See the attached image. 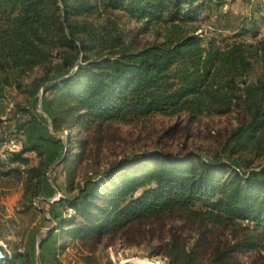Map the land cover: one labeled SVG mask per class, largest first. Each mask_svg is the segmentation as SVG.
Segmentation results:
<instances>
[{
  "label": "trees",
  "instance_id": "16d2710c",
  "mask_svg": "<svg viewBox=\"0 0 264 264\" xmlns=\"http://www.w3.org/2000/svg\"><path fill=\"white\" fill-rule=\"evenodd\" d=\"M227 2L0 0V101L6 89L20 87L22 74L41 67L43 91L51 94L45 97V111L54 133L156 113L184 112L191 118L240 114L224 161L194 152L153 151L122 158L87 177L74 195L52 203V226L40 239V252L54 236L98 239L171 211L183 212L202 226H264V171H248V166L232 160L237 153L264 150V39L257 38L252 13L261 10L253 3L252 12L240 18L224 9ZM111 11L139 23L137 33L152 30L157 39L136 48L117 24L107 29L79 19ZM223 31L228 35L222 36ZM255 67L259 73L248 80ZM54 141L67 152L72 148L71 143ZM77 143L80 148L86 145L85 139ZM26 152L35 153L36 165H28ZM45 160L42 144L27 142L0 159V176L20 180L23 197L32 204L43 193ZM182 242L174 231L159 252L168 264H200L202 241L190 248ZM255 246V239L246 235L214 255L213 261L226 264L233 254ZM19 259L32 264L28 253L18 252L5 264ZM52 259L60 264L55 254Z\"/></svg>",
  "mask_w": 264,
  "mask_h": 264
},
{
  "label": "rangeland",
  "instance_id": "374dc122",
  "mask_svg": "<svg viewBox=\"0 0 264 264\" xmlns=\"http://www.w3.org/2000/svg\"><path fill=\"white\" fill-rule=\"evenodd\" d=\"M253 3L259 5L261 14L252 12ZM226 8L240 18L251 11L257 21V38L264 39V0H228ZM79 19L90 20L107 29L117 24L126 40H134L136 48L157 39L152 30L137 33L140 24L117 11ZM200 25L206 29L205 22ZM198 33H201V29ZM223 35L228 33L223 31ZM43 72L41 67L27 70L22 74L20 87L6 89L0 101V159L19 151L27 142L37 141L42 144L47 166L43 193L33 199L32 204L27 197H23L20 180L0 176V241L10 252V258L18 252L21 255L28 253L32 264H37V258L40 264H56L52 259L53 254L60 264H119L132 259L145 260L149 264H168L169 259L159 251L165 248L175 231L186 247L202 241L198 257L200 264H215L214 255L246 235L255 239L256 246L233 254L226 264H264V226H253L247 222L221 226L207 223L202 226L179 211L142 220L123 231L98 239L63 240L54 236L40 252L37 244L52 226L48 220L52 203L61 196L74 195L87 177L95 176L122 158L153 151L172 154L194 152L205 159L217 157L224 161L229 155L227 140L237 128L240 117L237 112L197 118H191L184 112L156 113L129 122L93 124L88 129L64 127L54 133L45 111V97L50 98L51 94L43 91L40 80ZM258 73L259 68L255 67L247 79L254 80ZM260 137L264 140V128ZM56 138L65 146L71 143V150L67 152V149L59 146L54 141ZM78 139H85L83 148L79 147ZM67 153L70 159L63 163ZM24 156L29 160L28 165L37 164L38 158L34 152H26ZM233 159L240 161L243 167L248 166V171H264V150L237 153ZM61 243H65L64 248H58ZM16 264L24 262L19 259Z\"/></svg>",
  "mask_w": 264,
  "mask_h": 264
},
{
  "label": "water",
  "instance_id": "95a60500",
  "mask_svg": "<svg viewBox=\"0 0 264 264\" xmlns=\"http://www.w3.org/2000/svg\"><path fill=\"white\" fill-rule=\"evenodd\" d=\"M37 247L39 250V247H40L39 243L37 244ZM9 260H10V252L6 248L5 244L2 241H0V264H5ZM37 264H40V261L38 258H37ZM119 264H146V263H138V262H134L133 260H127Z\"/></svg>",
  "mask_w": 264,
  "mask_h": 264
},
{
  "label": "bare ground",
  "instance_id": "6f19581e",
  "mask_svg": "<svg viewBox=\"0 0 264 264\" xmlns=\"http://www.w3.org/2000/svg\"><path fill=\"white\" fill-rule=\"evenodd\" d=\"M133 260V259H132ZM134 262H138V263H146V264H149L147 261H145V260H141V259H139V260H133ZM155 263H158V261H156Z\"/></svg>",
  "mask_w": 264,
  "mask_h": 264
}]
</instances>
